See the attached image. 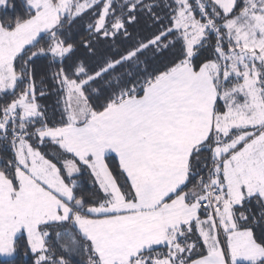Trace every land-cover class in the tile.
I'll return each instance as SVG.
<instances>
[{
  "label": "snow or ice",
  "instance_id": "6c2138e0",
  "mask_svg": "<svg viewBox=\"0 0 264 264\" xmlns=\"http://www.w3.org/2000/svg\"><path fill=\"white\" fill-rule=\"evenodd\" d=\"M0 264H264V0H0Z\"/></svg>",
  "mask_w": 264,
  "mask_h": 264
}]
</instances>
